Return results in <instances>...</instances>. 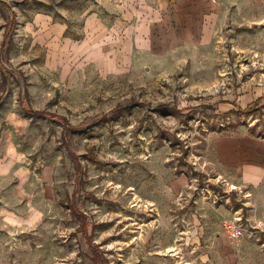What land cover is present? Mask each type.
I'll return each instance as SVG.
<instances>
[{"label":"rangeland","instance_id":"374dc122","mask_svg":"<svg viewBox=\"0 0 264 264\" xmlns=\"http://www.w3.org/2000/svg\"><path fill=\"white\" fill-rule=\"evenodd\" d=\"M0 1V264H212L191 214L240 204L210 139L264 138V27L144 66L115 0Z\"/></svg>","mask_w":264,"mask_h":264},{"label":"crops","instance_id":"0c3cea01","mask_svg":"<svg viewBox=\"0 0 264 264\" xmlns=\"http://www.w3.org/2000/svg\"><path fill=\"white\" fill-rule=\"evenodd\" d=\"M115 2L121 28L130 37L131 50L143 60L144 66L176 65L178 53L213 44L224 26L226 32L241 23L246 28L264 27V0ZM263 98L260 95L253 103ZM218 107L231 110L236 103L224 102ZM209 159L218 179L230 186L229 192L234 191L235 201L240 204L232 202L230 193L222 197L214 195L206 204L198 200L191 214L196 239L212 264H264V138L242 128L216 133L210 139ZM238 190L249 196L244 197ZM238 215L243 219L245 233L232 242L223 230V223Z\"/></svg>","mask_w":264,"mask_h":264},{"label":"built area","instance_id":"2783aa9c","mask_svg":"<svg viewBox=\"0 0 264 264\" xmlns=\"http://www.w3.org/2000/svg\"><path fill=\"white\" fill-rule=\"evenodd\" d=\"M232 188H235L236 190V187L232 186ZM238 192L242 193L244 197L249 196V194L241 190H238ZM223 230L227 234V236L230 238V240L237 241L241 239L245 233V229H244L241 216L238 215V216H235L231 220H226L223 223Z\"/></svg>","mask_w":264,"mask_h":264},{"label":"trees","instance_id":"16d2710c","mask_svg":"<svg viewBox=\"0 0 264 264\" xmlns=\"http://www.w3.org/2000/svg\"><path fill=\"white\" fill-rule=\"evenodd\" d=\"M0 3L2 4V5H4V6H7V4L6 3H4V2H2V1H0ZM12 23H13V19H12ZM6 36H7V34H6ZM6 38V37H5ZM259 101V100H258ZM257 101V102H258ZM257 102H255V103H257ZM250 110H248V108H246V109H244L242 112L243 113H246V112H249Z\"/></svg>","mask_w":264,"mask_h":264}]
</instances>
